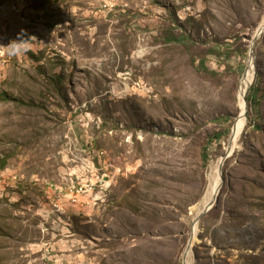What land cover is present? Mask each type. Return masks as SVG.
I'll use <instances>...</instances> for the list:
<instances>
[{
	"label": "rangeland",
	"instance_id": "rangeland-1",
	"mask_svg": "<svg viewBox=\"0 0 264 264\" xmlns=\"http://www.w3.org/2000/svg\"><path fill=\"white\" fill-rule=\"evenodd\" d=\"M14 13L33 37L0 36V264H184L190 244V264H264V0ZM251 52L255 98L228 155Z\"/></svg>",
	"mask_w": 264,
	"mask_h": 264
},
{
	"label": "bare ground",
	"instance_id": "bare-ground-1",
	"mask_svg": "<svg viewBox=\"0 0 264 264\" xmlns=\"http://www.w3.org/2000/svg\"><path fill=\"white\" fill-rule=\"evenodd\" d=\"M263 33H264V17L260 21L258 28L255 30V35L261 36ZM252 59L253 58L251 57V59L249 60L250 61L249 66H248V68L244 74V78L241 82V86H240V90H239V101H238V102H240V113L237 116V118L235 119V122H234V125L232 128V136H231L230 144L227 148V152H228L229 148L233 152V150L236 149L237 146H239L238 141L240 139L242 132L245 129V126H246L247 113L249 110L248 109V103L246 102V94H247L248 86L251 85L250 80L253 77L254 72H255ZM253 79H254V77H253ZM252 82H253V80H252ZM227 162H228V160L225 156H220L218 158V160L216 161L215 165L213 166L212 170H210L209 186H208L207 190L205 191V193L202 197V200L200 202L201 207H200V209L198 208L199 212H202V210H204L205 208H207L209 205H211L214 202L215 198H218L221 187H222V175H223L222 170H223V167L226 166L225 164ZM198 215H200V214H198ZM195 229H196V226L194 227V232H195ZM196 239H194V240H196ZM190 263H191L190 262V252H188L187 255L185 254V256H184V264H190Z\"/></svg>",
	"mask_w": 264,
	"mask_h": 264
},
{
	"label": "crops",
	"instance_id": "crops-1",
	"mask_svg": "<svg viewBox=\"0 0 264 264\" xmlns=\"http://www.w3.org/2000/svg\"><path fill=\"white\" fill-rule=\"evenodd\" d=\"M7 3V6L3 5L0 9V36L5 39L7 37L12 38L17 34H22L27 40L28 38L29 40H31V37L33 36L30 32V29H21L23 21L20 18L16 17V14L11 10V7L9 6V2Z\"/></svg>",
	"mask_w": 264,
	"mask_h": 264
},
{
	"label": "water",
	"instance_id": "water-1",
	"mask_svg": "<svg viewBox=\"0 0 264 264\" xmlns=\"http://www.w3.org/2000/svg\"><path fill=\"white\" fill-rule=\"evenodd\" d=\"M259 36H260V35H259ZM259 36L255 35V36L252 38V50H253V47H254V45H255L257 39L259 38ZM252 50H251V51H252ZM251 57H252V52H251ZM230 151H231V150H230V148H229L228 155H229ZM228 155H227V156H228ZM227 156H225V157L227 158ZM222 176H223V175H222ZM222 183H223V177H222ZM216 201H217V198H215L214 202H213L211 205H209L207 208H205V209L203 210V213H206L208 210H210V209L213 207V205L216 203ZM198 221H199V218H197V219L195 220V224H197ZM194 234H195V232H193L192 239H193V237H194ZM192 239H191V241H192ZM191 241L189 242V244L191 243ZM191 246H192V244L189 245V248H188V250L186 251V255H187V253L190 251Z\"/></svg>",
	"mask_w": 264,
	"mask_h": 264
},
{
	"label": "built area",
	"instance_id": "built-area-1",
	"mask_svg": "<svg viewBox=\"0 0 264 264\" xmlns=\"http://www.w3.org/2000/svg\"><path fill=\"white\" fill-rule=\"evenodd\" d=\"M28 0H20V5L19 6H16V7H11L12 11L13 12H16L17 15H18V12H19V7ZM5 41L6 44H8V39H3ZM23 45H27L26 44V41L23 40Z\"/></svg>",
	"mask_w": 264,
	"mask_h": 264
},
{
	"label": "trees",
	"instance_id": "trees-1",
	"mask_svg": "<svg viewBox=\"0 0 264 264\" xmlns=\"http://www.w3.org/2000/svg\"><path fill=\"white\" fill-rule=\"evenodd\" d=\"M187 40V39H186ZM250 91L252 92V95L250 96ZM250 91H249V93H248V95L246 96V98H247V101L249 100V101H251V100H254V98H255V90L254 91H252V87L250 88ZM253 123V121L251 120V119H249V124L250 125H253L252 124ZM228 160V159H227Z\"/></svg>",
	"mask_w": 264,
	"mask_h": 264
}]
</instances>
